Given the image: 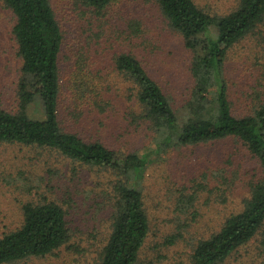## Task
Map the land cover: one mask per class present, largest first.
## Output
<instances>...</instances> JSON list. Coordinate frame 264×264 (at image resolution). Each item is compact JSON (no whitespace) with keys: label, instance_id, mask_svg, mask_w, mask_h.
<instances>
[{"label":"rangeland","instance_id":"rangeland-1","mask_svg":"<svg viewBox=\"0 0 264 264\" xmlns=\"http://www.w3.org/2000/svg\"><path fill=\"white\" fill-rule=\"evenodd\" d=\"M63 34L58 68L62 88L60 122L86 140H101L117 151L142 153L153 146L148 121L126 83L112 72L115 54H134L163 89L178 117L186 114L193 78V53L171 28L155 0H114L100 12L81 0H50ZM212 15H225L238 0H194ZM13 13L0 1V106L17 109L21 59L11 34ZM101 72L108 105L104 113L78 118L76 100L66 90L78 72L80 53ZM224 76L235 116L250 114L264 103V21L227 51ZM73 109L76 118H69ZM42 116L40 107L28 109ZM68 115V116H67ZM261 168L237 138L172 147L146 166L142 176L149 232L139 264H191L198 240L219 230L230 214L242 209ZM110 169L83 165L48 148L0 142V237L20 226L24 202L47 198L63 207L70 239L44 257L5 264H96L111 231L110 190L116 180ZM169 237L174 242L167 243ZM258 233L219 264H264Z\"/></svg>","mask_w":264,"mask_h":264},{"label":"trees","instance_id":"trees-1","mask_svg":"<svg viewBox=\"0 0 264 264\" xmlns=\"http://www.w3.org/2000/svg\"><path fill=\"white\" fill-rule=\"evenodd\" d=\"M15 21L11 34L21 59L17 83V109L0 106V142L55 150L77 163L110 169L117 177L110 190L111 231L96 264H139L138 257L149 232L144 207L142 176L146 166L172 147L234 137L257 158L261 177L250 187L240 211L230 214L219 230L198 240L191 264H219L258 233L264 252V103L252 113L235 116L228 97L224 64L228 49L264 21V0H238L225 15H212L194 0H155L171 28L179 32L192 53L193 87L178 117L158 82L131 52L112 59V72L123 80L140 108L139 117L149 122L152 148L121 152L101 140H86L65 130L60 122L62 88L58 60L63 42L60 24L50 0H0ZM114 0H81L100 12ZM79 69L65 83L77 101L78 118L86 122L108 105L103 89L108 84L103 68L94 66L81 52ZM35 104L42 116L28 112ZM71 115L72 117L68 116ZM73 119V109L68 111ZM19 227L0 237V264L54 253L70 239L66 212L53 200L24 202ZM175 237L167 238V243Z\"/></svg>","mask_w":264,"mask_h":264}]
</instances>
